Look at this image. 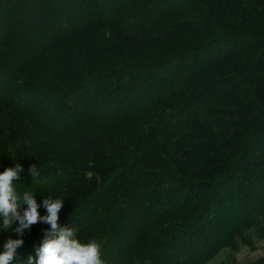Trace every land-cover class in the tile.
Here are the masks:
<instances>
[{"label":"trees","instance_id":"16d2710c","mask_svg":"<svg viewBox=\"0 0 264 264\" xmlns=\"http://www.w3.org/2000/svg\"><path fill=\"white\" fill-rule=\"evenodd\" d=\"M9 155L18 188L64 197L58 223L96 238L103 264L256 252L264 0H0V170Z\"/></svg>","mask_w":264,"mask_h":264},{"label":"clouds","instance_id":"9594fccd","mask_svg":"<svg viewBox=\"0 0 264 264\" xmlns=\"http://www.w3.org/2000/svg\"><path fill=\"white\" fill-rule=\"evenodd\" d=\"M12 165L0 170V264H11L16 250L23 244L25 230L37 222L48 225L41 241L20 264H103L101 244L96 238L82 239L74 226L58 223V214L64 203L62 196L51 193L38 203L32 187L20 190L18 185L22 166L7 156ZM33 178L39 175L37 165L28 169ZM43 208L41 214L38 209ZM12 234H15L13 236Z\"/></svg>","mask_w":264,"mask_h":264},{"label":"rangeland","instance_id":"374dc122","mask_svg":"<svg viewBox=\"0 0 264 264\" xmlns=\"http://www.w3.org/2000/svg\"><path fill=\"white\" fill-rule=\"evenodd\" d=\"M264 254V245L259 244V249L256 252H249L246 249H241L240 252L236 255V264H247V263H252L259 257L263 256ZM220 260L217 262L219 264ZM210 262L209 264H211Z\"/></svg>","mask_w":264,"mask_h":264}]
</instances>
